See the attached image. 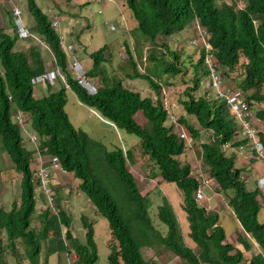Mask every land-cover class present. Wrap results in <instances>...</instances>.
<instances>
[{
    "label": "trees",
    "instance_id": "16d2710c",
    "mask_svg": "<svg viewBox=\"0 0 264 264\" xmlns=\"http://www.w3.org/2000/svg\"><path fill=\"white\" fill-rule=\"evenodd\" d=\"M124 1L136 19L135 29L152 42L158 36L176 34L198 19L209 32L210 51L226 72H235L244 59L243 74L233 85L234 89L244 91L250 105L264 102V0ZM27 2L36 22V32L46 41L56 65L66 74L67 83L79 100L117 127L138 135L144 154L158 165L163 180L175 182L182 189L183 209L190 228L188 234L196 248L186 244L178 217L168 200L158 207L159 218L167 225L166 233L154 226L149 215L150 199L141 193L128 167V162H135L133 150L122 147L108 150L86 131L75 127L65 109L68 89L62 81L48 94L34 95L33 78L45 72L46 59L34 46H30L29 51L15 49L19 39L17 32L15 35L7 32L0 23V61L3 67L0 70V135L4 150L22 175L20 202H14L11 209L0 206V261L6 251L1 247L3 232L11 250H15L16 241L25 243L28 247L25 257L30 253L29 248L37 251L39 239H47L49 254L72 250L79 263L96 264L98 260L93 222L86 215H82L86 229L84 242L73 235L72 217L61 208L55 211L48 205L38 214L41 220L39 230L32 228L37 200L31 160L37 150L24 145L22 126L13 120L14 106L16 111L30 115V130L38 135L39 152L46 156L57 155L64 169L81 180L79 188L108 219L112 236L117 240L116 245L109 244L110 264H160L143 254L144 247L157 246H164L179 256L181 264H264V220H259L264 195L257 184L253 188L247 187L243 168L236 164V156L227 154L224 149L229 143L234 146L248 144V139L236 138L238 125L225 99L210 97L209 91L200 95L195 93L203 87V78L208 74L206 49L201 48L198 61L192 64L195 71L193 84L184 89L181 100L186 114L194 115L200 128L190 124L185 115L179 120L195 138L200 136L202 129L209 135L201 144L202 162L220 189L231 192L229 204L249 235L238 234L237 240L242 247L226 241L218 213L196 200L199 180L192 173L191 164L178 158L185 151L186 141L172 124H166L169 113L163 101L142 96L139 91L126 87L122 78L109 81L101 74V65L107 60L106 45L91 53L93 65L88 69V75L101 77V84L97 93H87L68 70V57L61 45L60 34L52 26L48 14L36 0ZM12 25L15 27L13 22ZM163 46L167 49L163 54L170 56L162 60L166 62L164 71L170 75L181 73L179 53L165 44ZM129 54L135 72L127 76L146 78L159 93L162 83L156 82L148 73L138 71L130 51ZM147 58L153 62L161 60L155 51ZM139 110L147 118V125L136 120ZM257 114L264 118V109H259ZM254 242L261 251L247 258L245 252L252 249Z\"/></svg>",
    "mask_w": 264,
    "mask_h": 264
},
{
    "label": "rangeland",
    "instance_id": "374dc122",
    "mask_svg": "<svg viewBox=\"0 0 264 264\" xmlns=\"http://www.w3.org/2000/svg\"><path fill=\"white\" fill-rule=\"evenodd\" d=\"M40 7L48 14L49 20H57L59 27L58 33L64 37L65 51L68 52V46L75 47V54L80 59L84 68L92 67L93 58L91 53L106 45L105 56L107 60L102 63L101 74L105 75L109 81L123 79L124 85L130 89L139 91L142 96L152 97L154 100L160 98L169 110L178 118L182 115L187 116L188 122L200 128L198 121L194 115L186 114L181 103L184 97V89L192 86L194 69L193 63H196L200 57L202 47L194 46L191 39L196 36L195 24H190L178 33L165 37L158 36L152 42L142 36L141 32L136 30V19L132 15V10L126 5L124 0H36ZM6 4V6H5ZM19 6L23 12V18L26 25L33 33L40 36L36 32V22L34 16L30 13L27 0H0V21L4 27H7V18L12 16V8ZM9 23V22H8ZM9 33L15 35L16 28L10 23L8 24ZM41 37V36H40ZM43 38V37H41ZM31 39V43L26 47L29 51L30 46H34L42 51L46 59L47 68L56 66L54 55L49 47L36 44V40ZM44 39V38H43ZM46 42V41H45ZM165 44L180 55L182 72L177 75H170L165 72L166 62L170 56L163 54ZM18 46H15L17 48ZM167 50V49H166ZM132 54L137 64V70L142 73H148L156 82L162 83V89L158 93L151 87L150 82L144 77L130 78L127 74L135 72V66L130 62L129 57ZM157 52V56L161 57L159 61H151L147 57ZM69 57L71 55L68 53ZM68 57V60H69ZM244 59L237 65L235 72H224L228 78V82L235 85L243 74ZM0 70H3L0 61ZM237 75V77H235ZM101 76V75H100ZM101 84V77H99ZM209 78H203V87L195 93L198 95L209 91L210 97H216V93L211 85H206ZM46 86L45 82L34 84V95L39 97L45 95L40 92V86ZM61 81L55 85H49V88L56 89L60 86ZM67 90L68 101L65 109L70 120L75 127L86 131L93 140L99 141L105 145L106 149L112 150L122 147L124 150L132 149L134 152L135 162H128L129 170L134 174L138 184V188L142 194H146L150 199L149 215L154 226L163 234L167 231V225L162 222L158 215V207L165 200H168L178 217L181 230L184 234L186 244L196 248L195 242L189 237L188 232L189 221L187 213L183 209L184 194L182 189L175 182L163 180L159 175V167L149 159L148 154H144L140 146V138L135 133L127 132L124 129L112 125L110 122L103 120L96 113V109H91L84 103L78 102L75 93L70 88ZM264 92V86L262 87ZM252 110L256 113L259 109H264V102L251 103ZM16 109L13 106V120L16 116ZM23 123L29 129L30 115L26 112L19 113ZM100 114V113H99ZM101 115V114H100ZM102 116V115H101ZM103 117V116H102ZM136 120L141 125H147V118L142 110L135 115ZM260 118V117H259ZM259 124L264 134V118H261ZM171 120H167L169 125ZM177 132L183 130L187 133L185 151L178 157L181 162L189 163L192 166V173L197 170L202 171L206 177H210L209 169L204 165L201 158V144L208 139V134L202 129L198 138H195L188 128L179 120V125H175ZM238 130V127H237ZM24 134L25 146L33 150L34 145L30 144L26 139V132L22 128ZM243 134L238 132V138H242ZM186 139V138H185ZM227 154L236 156V164L243 168L244 180L248 188H253L257 184L258 179L264 176V160L256 157L254 149L249 144H245V148L239 149L232 143L224 146ZM35 150V149H34ZM36 155H33L31 162H35ZM34 162L32 167H35ZM56 173V172H55ZM53 174V186L51 188L55 192L57 204L55 211L58 209L65 210L72 217L71 230L79 241H85V224L82 215L93 222L95 231V240L98 245V260L96 264H110L109 254L111 252L110 243L117 244V240L112 236L108 219L102 215L90 201L87 194L79 188L80 179L75 177L73 173L57 172ZM157 174V175H155ZM21 173L18 172L9 154L4 150L2 136L0 135V206L5 209H11L14 202H20L21 197ZM211 178V177H210ZM205 198L199 202L201 205L212 212H217L219 222L226 232V241L239 245L237 240L238 234L249 236L240 226V223L233 212V208L229 204L231 192L227 193L220 189L219 184L212 179L209 188H205ZM264 195V193H263ZM121 202V200H120ZM119 207L121 210V203ZM48 206L47 200L41 197L37 202L35 213L32 217V228L39 230L41 220L38 215ZM259 220H264V200ZM1 246L6 251L2 256L0 264H82L77 260L75 251L67 252L59 251L48 253V240L39 239L37 251L29 248L30 253L25 257L28 247L22 240L16 241L15 250H11L7 245L6 234L1 233ZM9 249H8V248ZM261 251L257 243H253L250 251L245 252V256L249 258L251 255ZM143 254L148 259H153L160 264H181L179 256L164 248V246L144 247Z\"/></svg>",
    "mask_w": 264,
    "mask_h": 264
},
{
    "label": "built area",
    "instance_id": "2783aa9c",
    "mask_svg": "<svg viewBox=\"0 0 264 264\" xmlns=\"http://www.w3.org/2000/svg\"><path fill=\"white\" fill-rule=\"evenodd\" d=\"M12 11L19 38L22 39L33 37L37 41V43H43L41 38L34 34L31 29L25 24L22 17L23 12L21 8L14 7ZM194 24L197 34L191 40V43L195 46L205 47L207 50V54L205 56V64L208 69L207 77L209 78V81L206 83V85H211L212 89L216 93V97L226 100L227 106L230 108L237 122V133L241 131L244 137L248 139V144L252 147V149H254L256 157L264 160V141L262 140V128L259 124V121H262L261 118H259L252 110L247 100L246 93L242 90L234 89L233 84L228 82V78L224 73L226 71L224 70V68H222L221 62L210 51L208 31L200 24V21L198 19H196ZM53 26H58L57 20L53 21ZM69 50L72 55L70 68L75 75L78 83L82 87H84L90 94L96 93L97 87L93 80L87 76L81 62L74 54V47L71 46ZM59 76L60 78L65 80V76L59 70H48L44 74L34 78L33 82L48 81L50 83H54V81ZM166 108L169 111L171 124L174 125V130L177 132L175 125H179V118L169 110V107L167 105ZM15 119L19 123H23V120L19 113L15 116ZM177 133L181 138L187 140V133L185 131L181 130ZM30 138L33 142H36L37 135L32 133L30 134ZM244 147V145H241L240 149H243ZM52 171H61L63 173L66 172L58 156L51 155L47 160L40 156L37 166L38 186L39 189L46 195L50 206L54 207L55 198L49 184ZM194 175L199 180V185L195 192L196 200L201 201L205 197L204 190L207 186H210L212 179L210 177H206L205 174L200 170H197ZM258 187L264 193V176H261L258 179Z\"/></svg>",
    "mask_w": 264,
    "mask_h": 264
},
{
    "label": "clouds",
    "instance_id": "9594fccd",
    "mask_svg": "<svg viewBox=\"0 0 264 264\" xmlns=\"http://www.w3.org/2000/svg\"><path fill=\"white\" fill-rule=\"evenodd\" d=\"M15 7H19V6H15ZM14 8V7H13ZM13 8H12V10H13ZM20 8V7H19ZM13 12V11H12ZM11 16V15H10ZM22 17H23V15H22ZM11 22H13L14 24H15V22H14V19H13V14H12V16H11ZM23 20H24V18H23ZM51 21V20H50ZM53 21L54 20H52L51 21V24H52V26H53ZM196 21V19L191 23L192 24V26H193V24H194V22ZM24 22H25V20H24ZM0 23H1V21H0ZM12 24V23H11ZM26 24V23H25ZM2 25V24H1ZM3 26V25H2ZM4 27V26H3ZM56 30H57V28L59 27V22H58V26L57 27H55V26H53ZM15 28H16V25H15ZM195 28V27H194ZM4 29H5V27H4ZM6 30V29H5ZM196 30V29H195ZM16 32H17V28H16ZM58 32V31H57ZM209 33V32H208ZM18 34V33H17ZM35 34V33H34ZM38 37H40V36H38ZM42 37V36H41ZM40 37V38H41ZM195 37V36H194ZM193 37V38H194ZM210 37V36H209ZM18 38H19V36H18ZM30 38H33V37H28V38H22V39H30ZM192 38V39H193ZM19 39H21V38H19ZM34 39V38H33ZM60 39H61V45H62V47H63V49H64V51H65V49H66V45L64 44V37L63 36H61L60 35ZM191 39V40H192ZM41 40H42V42L43 43H37V41H36V44H38V45H43V46H45V47H48V45L46 44V42H45V40L43 39V38H41ZM195 46V45H194ZM210 46V45H209ZM71 46H68V50H69V48H70ZM72 47H74V46H72ZM198 47H200V46H198ZM202 48H204V49H206L205 47H202ZM210 50H211V48H210ZM66 52V51H65ZM206 52H207V50H206ZM68 53L71 55V53H70V50L68 51V52H66V54H67V57H69V55H68ZM74 54H75V47H74ZM76 55V54H75ZM77 57V56H76ZM78 58V57H77ZM71 60H72V55H71V57H69V60H68V70H69V72L72 74V76H73V78L77 81V79L75 78V75L73 74V72L71 71V68H70V64H71ZM78 60L80 61V59L78 58ZM81 62V61H80ZM82 64V63H81ZM82 66H83V64H82ZM83 68H84V66H83ZM223 68V67H222ZM48 70H59L64 76H65V80H63L62 78H60V76L59 77H57V79L54 81V83H50V82H48V81H37V82H33L34 84L35 83H39V82H45L46 84H49V85H55L58 81H62L64 84H65V87L68 89V88H70V86H69V84L67 83V79H66V74L65 73H63L62 71H61V69L56 65L55 67H52V68H46V70H45V72L46 71H48ZM84 70L86 71V74H87V76L89 77V78H91L92 80H93V82L95 83V85H96V87H97V90H98V85H99V82H98V80H96L93 76H89L88 75V69H86V68H84ZM44 72V73H45ZM43 73V74H44ZM42 75V74H41ZM38 76H40V75H38ZM38 76H36V77H38ZM35 77V78H36ZM206 77V76H205ZM34 79V78H33ZM77 83H78V81H77ZM79 84V83H78ZM80 85V84H79ZM81 86V85H80ZM82 87V86H81ZM84 88V87H83ZM85 89V88H84ZM69 90V89H68ZM70 90H71V88H70ZM86 90V89H85ZM87 91V90H86ZM74 92V91H73ZM87 93H89L88 91H87ZM97 93V92H96ZM90 94V93H89ZM95 94V93H94ZM92 95V94H91ZM79 99V98H78ZM251 106V105H250ZM165 107H166V105H165ZM167 109V108H166ZM167 111H168V109H167ZM21 111H17L16 112V115L18 114V113H20ZM168 113H169V111H168ZM259 117V116H258ZM170 118H168V120H169ZM14 121L15 122H17V123H19L16 119H14ZM113 123V122H112ZM21 126H22V128L24 129V131L26 132V138H27V140L29 141V143L30 144H33L34 145V148L37 150V153L35 154L36 155V159H35V162H34V164H35V167H34V170H35V175H34V183H35V192H36V195H35V198H36V200H38L37 202H39V197H40V193H43L40 189H39V186H38V175H37V166H38V159H39V157L40 156H42L43 158H45L46 160L48 159V157H50L51 155H49V156H46L45 154H43V153H40L39 152V148H38V135L34 132V131H31L27 126H25V124L24 123H19ZM114 124V123H113ZM170 124H171V122H170ZM174 126V125H173ZM238 131V130H237ZM237 131H236V138H238V133H237ZM36 134L37 135V140H36V142H33L32 140H31V138H30V134ZM243 137H244V135H243ZM245 138V137H244ZM25 140V139H24ZM243 145V144H242ZM241 146V145H240ZM240 146H238L239 147V149H240ZM245 146V145H244ZM245 148V147H244ZM32 162V163H33ZM64 168V167H63ZM55 172H58V171H52L51 172V177H50V180H49V184H50V187H51V179H52V175L55 173ZM59 172H61V171H59ZM66 172H68L67 170H66ZM65 172V173H66ZM70 173V172H69ZM195 174V173H194ZM161 177V176H160ZM196 177V176H195ZM212 179V178H211ZM257 185H258V181H257ZM207 187H210V186H207ZM206 187V188H207ZM51 190H52V193H53V196H54V198H55V204H54V207H51L50 206V204H49V202H48V200H47V197H46V195L43 193V195H44V198H45V200H47V203H48V205L53 209V210H55V205H56V195H55V192L53 191V189L51 188ZM205 191V190H204ZM262 191V190H261ZM263 193V192H262ZM205 198V197H204ZM198 201V200H197ZM202 201V200H201ZM201 201H198V202H201Z\"/></svg>",
    "mask_w": 264,
    "mask_h": 264
},
{
    "label": "crops",
    "instance_id": "0c3cea01",
    "mask_svg": "<svg viewBox=\"0 0 264 264\" xmlns=\"http://www.w3.org/2000/svg\"><path fill=\"white\" fill-rule=\"evenodd\" d=\"M5 6H6V4H5ZM11 16H9V14H8V18H7V21L9 22H7V27H5V29H6V31L7 32H9V28H8V24H10V23H12L11 22ZM31 43V39H18L17 40V44H16V46H18L17 48H15V49H23V50H27V46L29 45ZM46 68H47V63H46ZM90 67H88L87 69H89ZM96 80H98L99 81V76L98 77H94ZM50 86H49V84H46V86H43V84H41V86H40V92L41 93H43V94H48L49 92H50V90L51 89H53V88H49ZM53 90H55V89H53ZM73 93H75V92H73ZM43 96V95H42ZM75 96H76V99L78 100V102H80L81 103V101L78 99V96L76 95V93H75ZM39 97H41V96H39ZM91 108V107H90ZM91 109H93V108H91ZM99 117H101L103 120H106L107 122H110L112 125H115V124H113L111 121H109V120H107V119H105L104 117H102L100 114H99V112H97L96 113ZM25 139V138H24ZM27 139V138H26ZM55 174H57V172L55 173ZM53 176H52V179H51V186H53ZM207 188H209V187H207ZM206 188V189H207ZM41 197H43L44 198V195H43V193H40V199H41ZM38 201V200H37ZM209 209V208H208ZM240 226H241V224H240Z\"/></svg>",
    "mask_w": 264,
    "mask_h": 264
}]
</instances>
